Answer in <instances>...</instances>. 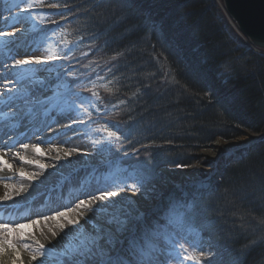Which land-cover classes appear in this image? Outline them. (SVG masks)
Wrapping results in <instances>:
<instances>
[{"label": "rangeland", "instance_id": "1", "mask_svg": "<svg viewBox=\"0 0 264 264\" xmlns=\"http://www.w3.org/2000/svg\"><path fill=\"white\" fill-rule=\"evenodd\" d=\"M54 1L0 0V31L16 33L14 36H0V97H3L0 117L8 114L18 117L12 131L0 135V143L5 142L7 149H18L34 139L41 141L48 138L47 142L35 140L33 143L42 146L45 152L53 156L55 153H50L48 149L62 145L66 150H76L80 155L71 161L51 163L53 167L59 164L62 168L63 177L59 188L62 197L65 196V199L62 198L65 205L34 218L42 220L37 226L38 236L28 231L26 235L29 237L21 238V234L14 231L10 236L2 234L0 243L9 247L5 241L18 238L17 243H12L15 251L22 249L21 245H29L30 248L24 251L45 259L47 263L44 264H63L66 258L62 252L66 247L90 240L97 227L102 226L105 233H111L115 239L114 248L105 245L106 249H112L109 254L113 258L123 256L131 259L128 252L131 243L143 245L146 235L155 233L147 241L156 245L154 264H181L182 257L188 253L193 255V259L182 264H203L206 256L205 239L198 219L207 207L200 204V198L219 179L221 166L229 164L238 154H245L251 141L261 138L264 133L241 135L231 141L217 139L210 142L201 150L199 164L192 167H161L157 170L161 178L155 181L156 177L143 168V154H137L142 148L130 149L132 143L124 141L121 122L113 117V109L119 101L104 96L108 86L103 59L97 58L94 47L87 45L89 41L86 38L82 40L80 22L72 23L70 20L65 23L64 17L58 18L59 10L53 5ZM210 2L232 41L245 50L264 56V48H257L249 38L234 29V20L223 7L222 0ZM8 47L10 52L5 55L3 49ZM19 59H32L33 63L14 67L15 61ZM36 59L42 62L37 64ZM42 75L48 76L47 84L37 89L32 86V81ZM26 90H30L32 95L17 100ZM45 93L50 94L52 100L31 111L30 103ZM15 105L20 109H15ZM33 113L36 118H31ZM64 129L66 131L57 133ZM19 155L28 157L25 167L32 173L45 172L43 153L31 155L27 147L24 151L20 150ZM11 163L12 166L19 165ZM166 170L178 183L164 189L170 180L165 175ZM199 171L203 175H198ZM15 177L14 180L17 177L21 181L31 180L27 175ZM32 182L35 190L42 192L51 189L49 184L37 180ZM134 183L138 186L133 187ZM105 191L116 192L117 195L103 202L97 201L93 205L95 212L84 207L77 208L81 200L91 204L92 196ZM134 201L137 206H134ZM169 203L174 205L170 206ZM129 205L131 207L126 209L125 206ZM192 205H195L194 208ZM57 212H66L68 219L73 221H76L74 216H77L82 222L68 224L63 217L43 219ZM112 217L124 221L127 230L120 231L116 223H107ZM1 224L11 229L16 227L8 222ZM53 232L66 238L61 249L51 243ZM41 244L45 246L44 249L40 248ZM180 245L187 249V253Z\"/></svg>", "mask_w": 264, "mask_h": 264}, {"label": "trees", "instance_id": "2", "mask_svg": "<svg viewBox=\"0 0 264 264\" xmlns=\"http://www.w3.org/2000/svg\"><path fill=\"white\" fill-rule=\"evenodd\" d=\"M53 5L103 59L104 96L155 181L161 167L199 164L210 142L264 133V56L232 41L210 0ZM220 172L200 198L203 264H264V139Z\"/></svg>", "mask_w": 264, "mask_h": 264}, {"label": "bare ground", "instance_id": "3", "mask_svg": "<svg viewBox=\"0 0 264 264\" xmlns=\"http://www.w3.org/2000/svg\"><path fill=\"white\" fill-rule=\"evenodd\" d=\"M233 27L235 30H238V33L244 36V34L241 32V30L238 29L237 24L232 21ZM240 31V32H239ZM253 45V44H252ZM258 48V47H257ZM5 55H8L10 52V47L7 49H3ZM48 81V76L42 75L41 78L32 81V86L36 87L37 89L43 88ZM32 95L30 90L23 91L20 95V97L16 98L17 100L23 98L26 99ZM11 99V98H10ZM9 99V100H10ZM3 100V97H0V102ZM39 103H36L35 101H32L30 103L31 111L37 109L41 105H43L44 102H48L52 100L51 95L48 93L43 94V97L38 98ZM15 109H18V105L14 106ZM20 109V108H19ZM31 118H36V115L31 114ZM18 117L13 116L12 114H8L5 117H0V135L4 132H11L14 128L15 123L17 122ZM64 130L57 131V133H61ZM53 138V137H52ZM50 138V139H52ZM23 140V137H22ZM21 140V141H22ZM39 141L37 139H34V141ZM1 141V138H0ZM33 141V142H34ZM47 142L48 138H45L39 142ZM30 142L28 144V148L31 151V155H35L37 153H43L45 158V172H39L32 173V170H28L25 167V162L28 161V157H23L22 155H19L20 150L24 151V147H19L18 149L13 147V149H7V145H5V142L0 143V224L8 222L11 225H17V224H29L32 220H35L34 218H37V216H41L46 214L48 211L57 210L59 207L65 205V201H62V198L65 196L61 195V189L59 188V182L63 175L61 174L62 168L59 164L57 166L53 167L51 164L52 162H57L59 160L62 161H70L72 159H77L80 155L79 152L76 150H66L65 146H59V147H52L48 150H50V153H55L54 156L50 155L49 153L45 152V149L42 146H38L37 144ZM236 144V143H234ZM256 144V143H255ZM254 145V144H253ZM34 146L39 148V152L34 150ZM250 146V144H249ZM253 146L249 147L250 148ZM4 151H3V150ZM248 150V151H249ZM247 153L248 151L245 150ZM65 153H70V155L66 156ZM18 163L19 165H13L12 163ZM10 165V167H9ZM48 168V169H47ZM49 172V173H48ZM211 172V169L209 170V173ZM42 173V174H41ZM20 175H27L31 177L30 181H21L18 179L17 176ZM165 175L168 176L170 179L169 182H167V185L164 189H167V187H170L171 184L176 186L178 183L177 181L173 180V176L170 174L168 170H166ZM17 178H16V177ZM16 178L15 180L13 178ZM39 181L43 184H49L51 189L49 191H39V189L35 190L34 184L32 181ZM211 182V179L208 180ZM53 191V193H51ZM81 191V190H80ZM79 191V193H80ZM40 192V193H39ZM50 192V193H49ZM65 192V191H64ZM54 193H57L54 196ZM128 195V194H127ZM134 206H137V202L134 201ZM129 206H125L127 209ZM138 208V207H137ZM75 220L78 222H82L77 216H74ZM42 221V220H41ZM40 221V222H41ZM38 224L32 225L30 228L23 230V237L27 238L29 235H26V232L32 233L34 236H38ZM16 232V231H15ZM18 232V231H17ZM2 234H5L2 230H0V236ZM51 243L56 247L60 248L65 244V236L62 234H56L55 236L51 235ZM18 238H12V243H17ZM22 249L20 248L17 251H13L9 247H4L0 243V264H13L15 261V264H44L47 263V261L41 257H37L36 260H33L31 255L27 254L24 249L30 248L29 245L25 247L24 245ZM16 252L19 253V257L17 258Z\"/></svg>", "mask_w": 264, "mask_h": 264}, {"label": "snow or ice", "instance_id": "4", "mask_svg": "<svg viewBox=\"0 0 264 264\" xmlns=\"http://www.w3.org/2000/svg\"><path fill=\"white\" fill-rule=\"evenodd\" d=\"M31 7V6H30ZM21 11H24V9H21ZM15 32H3L0 31V36H14ZM42 61L39 59L35 60V63L39 64ZM33 63L32 59H19L15 61L16 66H23L27 64ZM7 91V89H6ZM36 103H39V100H36ZM109 135H115V133H109ZM22 147L27 148V144H23ZM34 150L39 152V148L34 146ZM66 156L70 155V153H65ZM10 167V165H9ZM40 167H44V165H40ZM139 179V178H138ZM142 182V181H140ZM138 184L134 183L133 187H137ZM116 192H102L100 195L92 196L91 197V204L86 203L84 200H81L79 204L77 205V208L84 207L88 208L90 211L95 212L96 208L93 207V205H96L97 201H105L108 197H114L116 196ZM63 217L64 219H67L68 224H74L77 223L76 221H73L71 219H68L66 212H57L53 216H44L43 219L46 221L48 219L56 220L58 218ZM39 219L32 220L29 224H17L15 229H11L6 224H0V230H2L7 235H11L14 231H18L21 234V238H23V230L30 228L34 224H39ZM107 223H116L118 225V230L123 231L127 230V224L124 221L117 220V218L112 217L110 218ZM63 227V226H61ZM53 236L56 235L55 232L52 233ZM155 233L147 234L145 237L146 243L145 244H138L136 242H132L128 252L131 254V259H125L123 256H117L113 258L109 253L112 250L111 248L105 247V245H111L113 248L115 246V239L111 233H105L102 226L97 227L95 235L87 241H81L77 243L75 246L69 245L66 247V249L62 252V256L66 259L63 261V264H154V256L153 253L156 251V245L154 243L147 242L149 241L153 236H155ZM6 243H8L9 247L13 248V251H15V247L12 244L11 240H6ZM27 247V245H25ZM193 247H195L193 245ZM41 249H44L45 246L43 244L40 245ZM180 248L187 253V249L183 248V245H180ZM2 250V249H0ZM17 258L19 257V253L16 252ZM44 253L41 252V256H43ZM201 255H204L203 252H201ZM177 257L179 259V254H177ZM208 258L207 256L205 257ZM33 260H36L37 257L33 256ZM193 259V255L191 253H188L182 257V261H188ZM15 264V261L13 262Z\"/></svg>", "mask_w": 264, "mask_h": 264}, {"label": "water", "instance_id": "5", "mask_svg": "<svg viewBox=\"0 0 264 264\" xmlns=\"http://www.w3.org/2000/svg\"><path fill=\"white\" fill-rule=\"evenodd\" d=\"M228 15L256 47L264 48V0H222ZM253 139L250 146L263 141Z\"/></svg>", "mask_w": 264, "mask_h": 264}]
</instances>
